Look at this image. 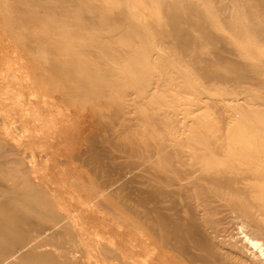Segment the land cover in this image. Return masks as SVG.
<instances>
[{"label": "bare ground", "instance_id": "6f19581e", "mask_svg": "<svg viewBox=\"0 0 264 264\" xmlns=\"http://www.w3.org/2000/svg\"><path fill=\"white\" fill-rule=\"evenodd\" d=\"M34 1L42 8L41 0ZM85 5L96 28L118 22V36L132 41L138 30L120 23L134 22L147 34L143 46L121 50L137 58L129 67L94 68L86 75L75 67L59 68L63 82L50 86L60 87L63 103L80 113L112 101L115 117H123L116 127L122 148L141 159L127 162L140 184L136 201L145 207V227L128 221L145 237L135 251L147 252L144 264H264V59L248 61L264 43V0H85ZM165 43L180 57L167 53ZM157 57L174 67L186 59L202 81L196 84L188 73L154 80L158 73L148 66ZM165 86L195 95L198 105L217 90L231 113L200 123L196 114L188 117L192 111L185 102L172 99L175 109L185 105L173 113L152 107L168 96ZM139 104L152 108L141 112L143 128L135 138L125 134L124 121L130 106ZM244 120L250 125L240 124ZM14 154L0 140V264H89L83 228L61 215ZM87 191L79 206L101 207L104 192Z\"/></svg>", "mask_w": 264, "mask_h": 264}, {"label": "rangeland", "instance_id": "374dc122", "mask_svg": "<svg viewBox=\"0 0 264 264\" xmlns=\"http://www.w3.org/2000/svg\"><path fill=\"white\" fill-rule=\"evenodd\" d=\"M76 1L41 0L43 6L40 8L34 0H0V140L21 159L19 166L31 171V181L48 193L61 215L68 216L72 225L83 228L85 241L81 246L85 249L87 263L144 264L147 252L137 253L133 247L145 241V237L128 223L134 221L146 226L141 213L145 207L136 201V189L140 186L132 176L136 169L127 164L141 159H133L122 148L116 127L123 117H115L117 107L112 101L97 105L94 111L80 113L63 103L58 94L60 87L51 90L50 86L63 82L62 72L57 71L59 68L75 67L86 75L94 68L129 67L137 58L124 55L121 50L143 46L147 34L144 25L141 28L134 22L120 23L123 29L138 30V36L132 41L118 36L115 30L118 22H109L105 29L96 28L85 0ZM103 46L105 51L100 48ZM164 46L167 53L180 57L178 50L167 43ZM84 51L88 54L82 55V62L71 64V59ZM262 51L264 43L260 54H250L248 61L258 63L264 59ZM85 58L86 63L83 62ZM163 58H154L148 66L158 73L154 80L161 77L160 74L188 73L196 84L202 81L186 59L181 58L174 67L166 65ZM164 89H169L168 96L163 99L164 93L159 91L157 96L162 95L163 101L152 107L173 113L185 105L175 109L172 99L185 102L192 111L188 117L196 114L195 121L200 123L213 121L222 116L221 113H231L232 108L222 103L224 98L217 90L210 91L205 98L207 101L198 102V105L193 94L178 88L171 90L168 86ZM130 108V118L124 121L128 130L125 134L136 138L143 128L140 114L151 108L144 104ZM177 116H183L181 111ZM215 124L221 129L220 121ZM240 124L249 126L250 122L244 120ZM73 180H77L79 186ZM112 181H119L118 187L112 185ZM86 189L104 192L101 207H95L93 202L79 206V201L87 196ZM104 244L107 249H114V254L108 250L109 254ZM47 248L52 249L49 245Z\"/></svg>", "mask_w": 264, "mask_h": 264}]
</instances>
